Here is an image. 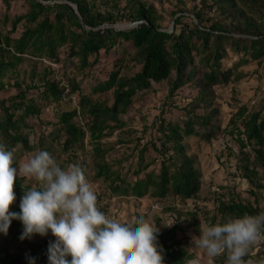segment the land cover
Wrapping results in <instances>:
<instances>
[{
  "label": "trees",
  "instance_id": "1",
  "mask_svg": "<svg viewBox=\"0 0 264 264\" xmlns=\"http://www.w3.org/2000/svg\"><path fill=\"white\" fill-rule=\"evenodd\" d=\"M2 1L9 9V1ZM22 1L21 12L6 13L0 20V143L13 151L14 167H18L19 158L34 150L25 131H31V121L40 119L46 105L52 107L57 118L52 138L57 140L63 134L61 147L65 153L90 149V168L84 161L80 165L74 160V164L88 172L93 182L101 181L110 197L148 195L161 201L172 197L179 206L164 211L182 217L180 206L188 205V201L200 202L202 186L201 173L183 140L195 136L210 144L220 132L237 147L233 151L225 141L227 156L236 152L232 176L246 184L242 191L246 197H241L234 183L215 188L216 204L212 212H204V223L223 222L227 215L264 212V104L258 109L240 105L222 129L217 123L219 111L214 107L199 116L187 112L182 126L170 123L161 111L152 122L157 127L158 144L149 141L137 150L140 138L137 143L121 138L126 132L122 130L125 122L121 117L136 97L152 91V83L166 82L169 96L195 86L197 93L192 105L202 103L207 108L212 103L209 91L213 87L244 78L247 73L238 68L250 62L263 64L264 0H199L190 11L197 23L191 24H184V13L188 11L177 6L170 12L171 31L164 30L163 16L149 0H125L122 6L113 4L111 12L99 11L95 0ZM207 14L213 16L204 19ZM115 16L122 23L138 25L117 31L111 27L117 22ZM123 43L133 48L129 60L139 70L131 76L121 75L120 69L111 71L105 79L92 74L100 53L108 55ZM229 53L238 58L224 69L222 61ZM23 63L29 67L19 74ZM57 64L60 68H72L69 75L63 73L65 80L56 76ZM119 66L130 70L121 61ZM80 75L83 81L78 79ZM92 77L93 92H112L110 104L82 94L83 82ZM5 93L7 96L3 97ZM115 131H120L121 136L110 143L107 138ZM124 143L128 144L125 152L117 159L111 158L115 148ZM151 152L155 153L152 157ZM134 157L138 159L137 167L133 171L134 163H130L132 166L123 172V163ZM23 181L17 177L14 183L15 213L20 212L21 198L30 189L22 185ZM192 208L196 209L186 215L195 218L198 207ZM179 228L175 224L157 236L164 249V264H187L191 260V253L176 239ZM22 232V223L13 220L8 237L0 238V264H28L29 256L35 258V264H48L49 242L39 241V235L21 241ZM13 243L17 253L12 251ZM226 262L227 253L214 259V264Z\"/></svg>",
  "mask_w": 264,
  "mask_h": 264
},
{
  "label": "rangeland",
  "instance_id": "2",
  "mask_svg": "<svg viewBox=\"0 0 264 264\" xmlns=\"http://www.w3.org/2000/svg\"><path fill=\"white\" fill-rule=\"evenodd\" d=\"M10 8L6 9L3 1L0 0V20L2 16L6 13L9 15L19 13L23 10L22 0H8ZM96 6L101 12L109 11L111 12L112 5L118 4L119 6L124 5L125 0H95ZM152 2L156 9L163 16L164 23H162L164 30L171 31L172 22H170V12L175 7L185 8L188 12L184 13L186 18L184 19V24L197 23V21L190 14L193 8L198 6L199 0H149ZM181 2V3H180ZM213 14H207L204 19L211 18ZM117 22H114L112 26L116 28L117 31L130 29V23H122L119 21L118 16H115ZM0 27L1 24H0ZM133 53V48L128 43H123L122 46H118L110 54L104 55L100 53L98 58V63L92 71V74H95L97 77L105 79L108 73L111 71H117L120 69L121 75L131 76L139 70V67H134V63H131L129 60L130 55ZM61 57L64 58V51L60 52ZM238 57L229 53L228 58L222 61V66L224 69L231 67V65L237 60ZM122 62V65H128L130 70L126 71L125 68H120L119 62ZM48 64V62H44ZM29 67L28 63H23L19 68V74L24 70H27ZM54 69L58 72L56 76L58 79L62 77L63 73L70 74L72 73V68H60V65L57 64V67L54 66ZM247 73V75L237 82H230L225 85L213 87L210 91L211 105L207 108L200 105H192L194 102L197 87L191 86L186 87L182 90L176 92L173 96L168 94V85L166 82L161 83H152V91H149L139 97L134 99L133 105H131L128 111L121 118L125 122V126L122 130H125L123 136L120 135V131H115L113 135L107 138V141L110 143L114 142L117 137L121 136L124 139L132 140V143H137V140L140 138L137 144V150H140L142 145L146 144L149 141H152L158 144L155 139L158 138L157 127L152 126V122L155 121L157 117L161 114V111L164 112L163 116L172 124H178L182 126L186 119L185 114L187 112L193 113V115H202L209 111L211 107L218 109L219 115L217 123L221 126H225L227 120L235 113L237 108L240 105H246L249 109H258L259 106L264 104V63L258 64L256 62H250L248 65L238 68ZM91 74V73H90ZM95 77V76H94ZM6 78H4L5 80ZM78 79L82 80L83 78L78 76ZM83 81V80H82ZM88 82H83L82 84V94L89 97L93 101L99 100L110 104L112 102V92L107 91L103 94H98L93 92L92 84L94 79L87 78ZM7 94H3V97ZM236 101V102H235ZM45 105V104H42ZM31 131H25L28 133V140L30 145L35 146L34 150L24 154L19 158V164L27 160L31 155L35 154L39 150H47L57 161L61 164L62 167H66L68 164H74L75 161L82 165L83 161L89 164L91 153L90 149L87 147L84 149V152L80 153L79 151H72L65 153L62 151L61 143L63 141V134L59 135V139L52 138V132L57 130V118L54 116V111L52 107L43 106L40 119H33L31 121ZM133 129V131H131ZM184 144L189 155L194 157L195 164L198 170L201 173V198L200 202L192 204L191 201H188V205L180 208L183 209L184 215L177 217L175 212L164 211V209H169L170 207H177L179 204L172 197L167 199L155 200L151 197L143 196L142 198H123V197H110V193L101 181H92L88 172L85 173L87 180L93 186L97 194L98 207L100 210H103L106 215L109 217L115 218L122 223L133 224L139 219H144L148 222L155 221L157 228L160 229V232L168 230L170 227H165L162 224H165L166 221L173 219L175 223L173 225L180 226V231L176 230V239L179 241L181 246H185L191 253V259L200 258V264H207L208 257L206 253L195 246L192 242L193 236H199L200 226L204 223V212H212L213 207L215 206L216 197L213 193L215 188H220L230 183H234L237 187V191L242 193L241 197H246L242 192L247 186L245 183H241L238 179H233V170L234 166L237 164L236 152L233 156H227L225 151V141L229 144L228 148H232L233 151L237 149L236 146H232L231 142L227 140L222 133H218L216 139L211 141L210 144H206L201 141L198 137L190 136L185 138ZM40 143V146L38 145ZM128 147V144L120 145L115 148L114 152L111 153V158L117 159L125 152V148ZM129 147H133L130 144ZM129 148V149H131ZM227 148V149H228ZM128 149V148H127ZM154 152L150 153V157L154 155ZM147 156H149L147 154ZM76 159H75V158ZM136 157L132 160H129L123 163V172H125L128 167H131L134 163V167L131 169L134 171L135 166L137 167ZM154 167V166H152ZM24 179L22 185L37 186L38 184L34 179H29L24 176H20ZM235 178V177H234ZM191 204L197 205L198 212L196 217L192 218L186 215L196 208H192ZM13 205L10 206L9 211L12 212ZM193 223L189 224V223ZM198 227V231H196ZM5 235L0 233V238ZM7 238L8 236H4ZM47 240L50 242H55V237L52 236L49 232L46 236L39 238L41 240ZM16 243H13L11 247L14 253H17L15 250ZM216 259V258H215ZM246 261L251 260L253 264H260L261 261H264V242L259 244H253L250 246L248 254L244 257ZM23 263V262H22Z\"/></svg>",
  "mask_w": 264,
  "mask_h": 264
},
{
  "label": "clouds",
  "instance_id": "3",
  "mask_svg": "<svg viewBox=\"0 0 264 264\" xmlns=\"http://www.w3.org/2000/svg\"><path fill=\"white\" fill-rule=\"evenodd\" d=\"M13 165V151L0 143V233L6 235L13 220L23 225L21 241L51 232L55 242L48 245V264H164L155 221L141 218L129 224L106 215L79 164L62 167L50 152L39 150L19 167ZM20 176L34 179L38 187L24 193L19 213L10 212L16 199L14 183ZM174 223L170 219L162 225ZM199 233L192 242L206 253L207 264L225 253L226 264H253L244 257L251 245L264 242V212L227 215L223 222L201 225ZM26 258L28 264H35L34 257ZM187 264H200V258Z\"/></svg>",
  "mask_w": 264,
  "mask_h": 264
},
{
  "label": "water",
  "instance_id": "4",
  "mask_svg": "<svg viewBox=\"0 0 264 264\" xmlns=\"http://www.w3.org/2000/svg\"><path fill=\"white\" fill-rule=\"evenodd\" d=\"M74 10H75V12L77 13V8H76V6H74ZM78 15V14H77ZM80 23L82 24V22L80 21ZM172 24H173V21H172ZM138 25V23H133V24H131V28H133V27H136ZM84 27V26H83ZM113 29H115L116 30V28H114L113 26H111ZM173 27V26H172ZM85 28V27H84ZM86 29V28H85Z\"/></svg>",
  "mask_w": 264,
  "mask_h": 264
},
{
  "label": "built area",
  "instance_id": "5",
  "mask_svg": "<svg viewBox=\"0 0 264 264\" xmlns=\"http://www.w3.org/2000/svg\"><path fill=\"white\" fill-rule=\"evenodd\" d=\"M44 62H46L45 60H43Z\"/></svg>",
  "mask_w": 264,
  "mask_h": 264
}]
</instances>
